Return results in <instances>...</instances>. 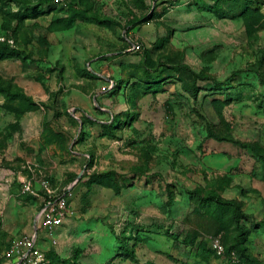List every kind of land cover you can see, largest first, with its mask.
<instances>
[{"label":"rangeland","instance_id":"374dc122","mask_svg":"<svg viewBox=\"0 0 264 264\" xmlns=\"http://www.w3.org/2000/svg\"><path fill=\"white\" fill-rule=\"evenodd\" d=\"M51 1L0 0L3 250L35 231L39 264H264V0ZM44 187L73 209L51 235Z\"/></svg>","mask_w":264,"mask_h":264},{"label":"built area","instance_id":"2783aa9c","mask_svg":"<svg viewBox=\"0 0 264 264\" xmlns=\"http://www.w3.org/2000/svg\"><path fill=\"white\" fill-rule=\"evenodd\" d=\"M56 3L61 0H54ZM132 50H139L138 44L131 46ZM45 193L37 213L38 228L52 234L53 230L60 227L66 219L73 215V209L70 203V193L68 191H54L44 187ZM213 248L217 255L222 254V248L219 241L214 243ZM4 260L14 262V264H39L43 260L42 254L37 249V235L29 237L26 241L19 243L18 246L6 252L0 246V264Z\"/></svg>","mask_w":264,"mask_h":264},{"label":"trees","instance_id":"16d2710c","mask_svg":"<svg viewBox=\"0 0 264 264\" xmlns=\"http://www.w3.org/2000/svg\"><path fill=\"white\" fill-rule=\"evenodd\" d=\"M51 2H52L51 0H41L40 5H44V4L51 3ZM245 13H247V12L246 11L243 12V14H245ZM15 54H17L16 50L11 48V46L9 44L0 42V59H3L5 57H9V56L15 55ZM0 93H4L5 96H9L8 91H6V89L2 86H0ZM117 123H118V119L115 120L114 124L116 125ZM110 177H111L110 173L93 174L91 176V182L96 183V184H100V183L106 184L107 180ZM211 197L214 198V200H212L211 198L200 200V203L203 200L202 203L206 204L207 207L210 208V211H206V214H208L210 216L212 215L215 219H217L218 217H222L227 212H230L229 206L231 204L222 203L220 201V199L216 198L215 196L214 197L211 196ZM124 244H126V242ZM124 246L127 247V245H124ZM126 247H124L125 258H128L131 261H135L136 260V254H135L134 250L132 249V250L128 251L126 249ZM77 252L78 251H76V255H77Z\"/></svg>","mask_w":264,"mask_h":264},{"label":"crops","instance_id":"0c3cea01","mask_svg":"<svg viewBox=\"0 0 264 264\" xmlns=\"http://www.w3.org/2000/svg\"><path fill=\"white\" fill-rule=\"evenodd\" d=\"M41 202H42V201H41ZM41 202H40V205H39V209H40V206H41ZM34 228H35L36 230H38L39 232L41 231V229H38V223H37V221L34 222ZM39 234H40V233L34 231V233L31 234V236L37 235V238L39 239ZM37 242H38V240H37ZM7 264H14V262H9V261H8Z\"/></svg>","mask_w":264,"mask_h":264}]
</instances>
